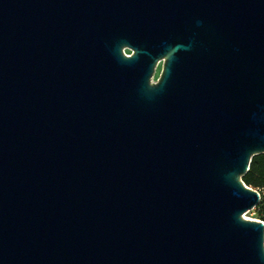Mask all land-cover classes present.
<instances>
[{
	"label": "water",
	"instance_id": "water-1",
	"mask_svg": "<svg viewBox=\"0 0 264 264\" xmlns=\"http://www.w3.org/2000/svg\"><path fill=\"white\" fill-rule=\"evenodd\" d=\"M263 152L264 0H0V264H264Z\"/></svg>",
	"mask_w": 264,
	"mask_h": 264
},
{
	"label": "trees",
	"instance_id": "trees-1",
	"mask_svg": "<svg viewBox=\"0 0 264 264\" xmlns=\"http://www.w3.org/2000/svg\"><path fill=\"white\" fill-rule=\"evenodd\" d=\"M241 179L246 185L260 192V199L255 205V210L258 218L264 221V152L251 157L249 167Z\"/></svg>",
	"mask_w": 264,
	"mask_h": 264
},
{
	"label": "rangeland",
	"instance_id": "rangeland-1",
	"mask_svg": "<svg viewBox=\"0 0 264 264\" xmlns=\"http://www.w3.org/2000/svg\"><path fill=\"white\" fill-rule=\"evenodd\" d=\"M125 51H126V52L128 51L127 48H126ZM161 68H162L161 63H158V65L156 66L155 71H154V73H153L152 80H156V79L158 78V76H159V74H160V72H161ZM245 213H246V214H245ZM243 214L246 215V216H245L246 218L260 219V218H258V215H257V213H256L255 207H253V208H251V209L245 211Z\"/></svg>",
	"mask_w": 264,
	"mask_h": 264
},
{
	"label": "flooded vegetation",
	"instance_id": "flooded-vegetation-1",
	"mask_svg": "<svg viewBox=\"0 0 264 264\" xmlns=\"http://www.w3.org/2000/svg\"><path fill=\"white\" fill-rule=\"evenodd\" d=\"M126 48H127V50H128L127 52L125 51ZM122 49H123V52H124L126 55H130V54L133 52V51H132L130 48H128V47H123ZM158 63H161V66H162L163 61H162V60L158 61V62H157V65H158ZM157 65H156V66H157ZM155 68H156V67H155ZM161 69H162V68H161ZM154 71H155V70H154Z\"/></svg>",
	"mask_w": 264,
	"mask_h": 264
},
{
	"label": "bare ground",
	"instance_id": "bare-ground-1",
	"mask_svg": "<svg viewBox=\"0 0 264 264\" xmlns=\"http://www.w3.org/2000/svg\"><path fill=\"white\" fill-rule=\"evenodd\" d=\"M245 214H246V213H245ZM245 214H244V217L246 216Z\"/></svg>",
	"mask_w": 264,
	"mask_h": 264
}]
</instances>
